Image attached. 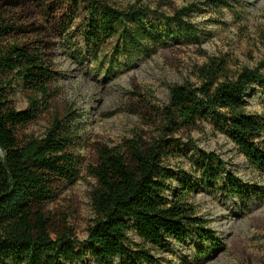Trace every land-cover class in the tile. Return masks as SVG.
Returning <instances> with one entry per match:
<instances>
[{"label": "trees", "instance_id": "1", "mask_svg": "<svg viewBox=\"0 0 264 264\" xmlns=\"http://www.w3.org/2000/svg\"><path fill=\"white\" fill-rule=\"evenodd\" d=\"M140 2L119 8L112 0H0V264H111L114 259L118 264H156L152 249L189 233L219 245L192 204L166 196L169 176L163 168L176 137L189 136L206 118L264 174V113H249L245 99L253 84L264 87V76L249 68L231 72L223 57L211 56L195 67L198 85L189 80L168 85L163 106L142 96L128 102L125 110L155 130L151 137L133 130L113 145L93 143V160L86 167L94 180L86 247L68 214L47 208L64 182L79 177L81 167L77 114L57 101L55 38L79 18L82 39L89 45L113 38L115 53L136 51L138 44L155 39L154 27L143 24L145 15L158 16ZM187 11L182 7L170 17L159 15L165 26L184 30ZM17 84L27 102L24 110L10 97ZM40 118L44 134H26ZM195 150L193 165L202 185L223 180L225 191L243 203L259 198L260 192L240 186L217 156ZM132 231L139 242L130 238Z\"/></svg>", "mask_w": 264, "mask_h": 264}, {"label": "rangeland", "instance_id": "2", "mask_svg": "<svg viewBox=\"0 0 264 264\" xmlns=\"http://www.w3.org/2000/svg\"><path fill=\"white\" fill-rule=\"evenodd\" d=\"M112 1L125 8L136 0ZM140 4L156 10L158 16L145 15L143 24L154 27L155 39L138 44L136 51L115 53L113 38L99 46L89 45L82 39L79 18L55 38L57 101L68 103L77 114L74 127L81 167L79 177L64 182L47 208H61L68 214V223L84 247L93 217L89 193L94 180L86 174L93 160V143L113 145L131 137L133 130L148 138L155 131L125 110L131 98L142 96L163 106L169 97L168 85L186 80L198 85L195 67L211 56L223 57L231 72L249 68L264 76V0H141ZM182 7L188 8L184 30L165 26L159 14L170 17ZM10 97L18 110L27 107L20 84L13 87ZM245 99L249 113H264L263 86L253 84ZM110 112L115 113L107 115ZM45 128L40 118L25 133L41 137ZM198 128L189 136L179 134L174 153L163 160L169 176L166 196L192 204L219 245L200 241L193 233L181 241L169 238L162 247L151 250L156 264H264V174L246 161L209 118ZM195 147L217 156L237 183L260 192L259 198L245 204L225 191L223 180L202 185L193 165L198 157ZM129 236L139 242L135 231ZM118 262L114 259L111 264Z\"/></svg>", "mask_w": 264, "mask_h": 264}]
</instances>
